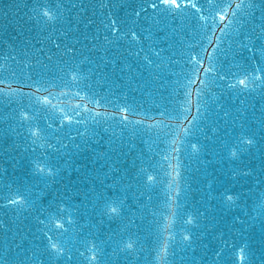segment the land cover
<instances>
[{
  "label": "water",
  "instance_id": "95a60500",
  "mask_svg": "<svg viewBox=\"0 0 264 264\" xmlns=\"http://www.w3.org/2000/svg\"><path fill=\"white\" fill-rule=\"evenodd\" d=\"M176 2L0 0V75L35 93L0 100V264H264V55L238 47L251 10L213 53L209 0ZM17 190L28 202L8 204Z\"/></svg>",
  "mask_w": 264,
  "mask_h": 264
},
{
  "label": "snow or ice",
  "instance_id": "6c2138e0",
  "mask_svg": "<svg viewBox=\"0 0 264 264\" xmlns=\"http://www.w3.org/2000/svg\"><path fill=\"white\" fill-rule=\"evenodd\" d=\"M159 5H163L165 11H172L174 8L180 7V5L177 4L176 0H159V4L153 3L151 7L155 9L159 7ZM209 5L215 14L211 17L212 24L204 25L203 27V32L201 35V43L206 40L207 45L213 46V53H215L217 49H219V45H220L222 37L227 34L226 29L229 28L233 24V22L238 16V13L244 9H249L251 10L250 16H251L252 29L250 33L245 34V40L247 42L246 43L241 42V44L238 45V47L241 49V52L247 51L249 53H253L254 55L257 52H259L261 55H264V0H260V2H257V0H248L247 3H245V0H222L221 3H214L213 0H209ZM191 7L195 8L198 13L202 11V9L200 7H197L195 3H193ZM41 15L49 20L53 19V15L50 9L44 8L41 11ZM137 15H139V13H137ZM200 18L204 19L203 16H201ZM217 18L219 19L220 22L227 21V23H224V26L220 27V25L216 22ZM104 26L110 27L113 30H115L116 21L113 20L110 25L105 24ZM217 28H219V32H220L219 36L216 35ZM133 35H135V33H133ZM214 40H215V43H214ZM57 47H59V45H57ZM66 51H71V49H66ZM206 51H207V48L202 47L201 52L198 53L196 56H192L191 59L189 60L188 63L191 65V68H190V71L186 73L189 85L195 84L196 81L199 79L200 71L197 65H200L201 67L203 66V55ZM220 51H223V50L220 49ZM213 53H208V59L210 61L212 60ZM149 63H151V61H149ZM210 70H211L210 67L204 68V73H207ZM257 71L264 72V68H259L257 69ZM219 79L224 80L225 77L221 75L219 76ZM255 79L259 80L260 77L256 76ZM247 81H248V76L245 75V78L240 79L238 83L244 88H247V83H246ZM199 82L201 85L205 83L204 80H200ZM33 83L38 85L36 88L37 92H40L41 89H43L44 91H47V89L44 88V86L40 84L39 81H34ZM0 85H3V87H0V100H8L9 102H12L11 98L15 96L23 97L27 95L29 98H31L35 95V93H27V94L21 93L19 89L13 88L12 83L10 82L9 76L0 75ZM29 87H31V85H29ZM230 87H235V85H230ZM49 95H51V93H49ZM185 95L188 96V95H191V93H186ZM36 99L37 101H39V97H36ZM44 100H45V103L48 102L47 97H45ZM262 111H264V109H262ZM166 114L169 116L170 119H173L171 113H161V116H164ZM21 116H22L23 121H27L29 119V117L26 114H24L23 111L21 112ZM137 123H140V121H137ZM175 127L178 128L180 127V125L176 124ZM48 128H51V124L48 125ZM37 129L38 130H32V125L29 124V138H33L32 144L36 143V139L34 138L38 137L39 133H42L45 131L44 129L39 128L38 126H37ZM255 142L256 141L253 137H249L246 141V143L250 146L253 145ZM232 155L235 156L236 153L233 152ZM46 166L47 165L40 166L38 164L37 165L38 171L43 173L44 167ZM261 171H264V168H262ZM243 174L248 175L247 172ZM149 179L151 180L152 178L149 177ZM17 197H19V199H17ZM5 199L7 200V203L10 205H21L22 203L28 202L27 197L24 196V194L20 192L19 190H17L14 195L10 194L9 196H6ZM227 199L229 201H232L233 199L232 195H228ZM111 211L115 213L116 209L112 208ZM189 223H191V221H189ZM56 227L60 228L62 227V225L57 224ZM184 239L188 240L189 237L185 236ZM49 241H51V238H49ZM132 247L133 245L129 243L125 245L123 248H120L118 250L128 251V250H131ZM62 249H63V245L60 244L59 242L57 243L50 242L49 251L53 255L59 257L60 255H62ZM87 250L94 253L92 257L90 258V261H96L97 256H98V253L96 252V246L94 245L92 248H89ZM81 255L83 256L84 253H81ZM68 259H71V257H68Z\"/></svg>",
  "mask_w": 264,
  "mask_h": 264
}]
</instances>
